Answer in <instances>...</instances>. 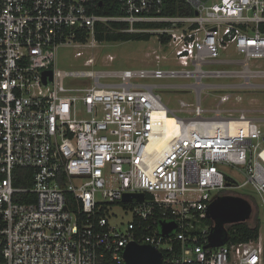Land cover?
Returning a JSON list of instances; mask_svg holds the SVG:
<instances>
[{"label":"built area","instance_id":"1","mask_svg":"<svg viewBox=\"0 0 264 264\" xmlns=\"http://www.w3.org/2000/svg\"><path fill=\"white\" fill-rule=\"evenodd\" d=\"M165 1L119 0L122 13L108 15L98 12L104 0H0V264H125L133 241L159 249L163 264H264V218L255 239L207 246L208 207L236 194L226 190L250 184L264 208V118L223 107L234 90L264 88L252 81L264 77L252 67L264 58V0H182L193 13L174 15ZM100 22L156 33L180 68L59 69L58 47L82 56L100 43ZM153 22L164 25H143ZM231 48L241 58H220ZM224 62L241 68L204 69ZM95 63L90 56L84 66ZM205 76L243 81L221 86L229 91L205 107ZM165 77L194 78L178 86L193 87L197 101L170 108L157 88L176 85L142 81ZM18 167L32 170L31 186L15 184ZM127 193L144 198L124 201ZM117 203L132 212L124 227L111 222ZM162 222L176 228L163 234Z\"/></svg>","mask_w":264,"mask_h":264},{"label":"rangeland","instance_id":"2","mask_svg":"<svg viewBox=\"0 0 264 264\" xmlns=\"http://www.w3.org/2000/svg\"><path fill=\"white\" fill-rule=\"evenodd\" d=\"M149 40H128L118 42H100L94 47H84L85 51L82 56H77L76 53L80 48H76L73 45H60L58 47L57 54V67L61 70L76 71V70H125V69H141V68H161L164 70L168 69H179L180 65L175 60L174 54L171 50L162 48L160 46V38L156 33ZM154 50L160 55H165V58H161L160 61L155 59ZM108 54H113L115 59L110 61L107 59ZM94 56L96 63L88 66H84L86 58ZM220 58L226 59H239L240 55L235 51L234 48L222 51ZM253 69H264V58L254 59L252 62ZM226 69V70H237L241 68L240 64L233 63H210L205 64L204 69ZM82 79L90 80V77H83ZM101 81L107 82H119L120 78H105L102 77ZM143 82H152L157 84L176 85L170 87H159L157 91L161 93L163 101L170 108H178L179 100L185 99L190 102L197 101V93L191 86H178V85H190L194 82V78H182V77H165L162 79H142ZM243 81L240 76H205L203 82L207 84L204 86L201 97L202 103L205 107H215L217 100L220 95L224 92L229 91L228 89L221 87L223 85L238 84ZM255 83H264V77L255 76L252 78ZM76 85V82H72ZM241 97V98H240ZM82 105V104H81ZM225 108H237L246 109L248 114L256 117L264 118V88H246L237 89L233 92V97L226 104L223 105ZM180 114V113H178ZM264 128V121L260 122ZM229 170V174L234 176L239 183L244 181L242 175L235 170ZM109 185H116L119 181L117 176L113 174L107 175ZM227 192H234L235 195H240L248 199L253 205V213L251 218L248 220L251 224H254L256 216L260 217L261 223L264 218V208L261 209L259 203L261 202L260 197L254 192L252 186L246 185L243 187H232L226 190ZM259 202V203H258ZM112 210L118 213V217L113 216L111 222L113 224H120L124 222L122 227L125 226V221L132 218V212L123 211L120 204H112Z\"/></svg>","mask_w":264,"mask_h":264},{"label":"water","instance_id":"3","mask_svg":"<svg viewBox=\"0 0 264 264\" xmlns=\"http://www.w3.org/2000/svg\"><path fill=\"white\" fill-rule=\"evenodd\" d=\"M52 70L44 72V82L47 76L52 78ZM133 196L140 200L144 193L124 195L123 200L129 201ZM209 216L214 220V225L209 234L207 246L218 247L228 241V225L248 221L253 213L252 203L240 195H223L214 199L208 207ZM176 228L175 222H162L163 234H169ZM125 264H163V253L151 244L130 242L124 251Z\"/></svg>","mask_w":264,"mask_h":264},{"label":"trees","instance_id":"4","mask_svg":"<svg viewBox=\"0 0 264 264\" xmlns=\"http://www.w3.org/2000/svg\"><path fill=\"white\" fill-rule=\"evenodd\" d=\"M99 13H104L108 15H118L121 14V6L119 0H104L103 4L98 8ZM164 13L169 15L174 14H190L193 13V9L190 5L182 0H166ZM126 23L121 22H111L97 23L96 25V39L99 42H118V41H128V40H149L154 34L153 33H127L120 32L118 28L126 26ZM139 25H142L141 23ZM144 26H163V23H147ZM161 40L166 43L168 41L167 35L160 36ZM84 39V38H83ZM15 184L17 186H31L32 185V170L30 168L18 167L15 169ZM254 224L249 221L237 222L228 225L229 244H236L240 242H247L251 239L258 237V233L261 226V220L259 216L255 217ZM206 222H211L206 220Z\"/></svg>","mask_w":264,"mask_h":264},{"label":"bare ground","instance_id":"5","mask_svg":"<svg viewBox=\"0 0 264 264\" xmlns=\"http://www.w3.org/2000/svg\"><path fill=\"white\" fill-rule=\"evenodd\" d=\"M167 121H168V124H169V127L170 128L174 126V124H175V118L168 117Z\"/></svg>","mask_w":264,"mask_h":264}]
</instances>
